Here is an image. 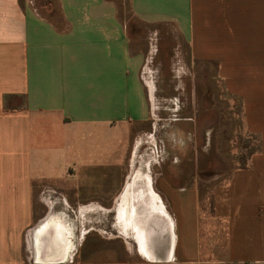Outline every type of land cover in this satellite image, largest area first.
<instances>
[{"label": "crops", "instance_id": "obj_1", "mask_svg": "<svg viewBox=\"0 0 264 264\" xmlns=\"http://www.w3.org/2000/svg\"><path fill=\"white\" fill-rule=\"evenodd\" d=\"M127 13L0 0V264H134L90 260L96 210L115 211L119 234L138 224L142 249L157 237L160 264H264V0H128ZM197 65L214 66L256 141L207 204L154 169V79Z\"/></svg>", "mask_w": 264, "mask_h": 264}, {"label": "rangeland", "instance_id": "obj_2", "mask_svg": "<svg viewBox=\"0 0 264 264\" xmlns=\"http://www.w3.org/2000/svg\"><path fill=\"white\" fill-rule=\"evenodd\" d=\"M117 2L123 17L129 18L128 0ZM31 4L34 6V2ZM214 73L213 65H197L191 66L190 74L185 77H155L159 88V127L155 131L159 160L154 169L159 174L168 173L167 179L174 186L195 187L201 203L205 204L211 201L214 188L224 183L232 170L247 165L256 148V141L241 125L240 105L235 102L233 106L234 102L228 99L222 82ZM140 132L142 154L136 165L138 169H145L152 157L148 139L152 131ZM135 162L128 159L127 169L130 165L134 168ZM114 212H94L92 234L98 253L90 260L160 264L163 258L152 259L149 257L152 252L148 250L150 244L154 251L161 247L159 239L144 233L149 243L142 249L139 225H127V234H119V228L124 226L119 225ZM145 226L142 225V229ZM102 250L110 252L109 257H99Z\"/></svg>", "mask_w": 264, "mask_h": 264}, {"label": "bare ground", "instance_id": "obj_3", "mask_svg": "<svg viewBox=\"0 0 264 264\" xmlns=\"http://www.w3.org/2000/svg\"><path fill=\"white\" fill-rule=\"evenodd\" d=\"M155 80V79H154ZM177 110V109H176ZM161 147V146H160Z\"/></svg>", "mask_w": 264, "mask_h": 264}]
</instances>
